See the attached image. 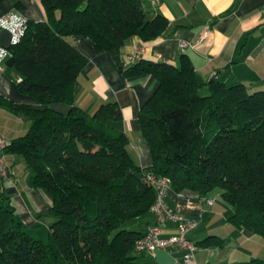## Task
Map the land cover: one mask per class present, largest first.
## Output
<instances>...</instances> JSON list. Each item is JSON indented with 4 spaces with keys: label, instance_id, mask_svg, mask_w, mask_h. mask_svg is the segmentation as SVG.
I'll return each instance as SVG.
<instances>
[{
    "label": "trees",
    "instance_id": "trees-1",
    "mask_svg": "<svg viewBox=\"0 0 264 264\" xmlns=\"http://www.w3.org/2000/svg\"><path fill=\"white\" fill-rule=\"evenodd\" d=\"M40 2L44 20H28L22 40L10 47L21 77L18 90L38 105L1 96L0 105L31 121L5 151L21 156L29 185L51 201L41 216L53 221L46 240L32 237L0 179V264H144L135 242L155 199L147 171L170 177L177 190L207 195L219 189L233 209L228 221L264 238V89L205 80L185 53L177 65L149 60L128 65L125 75L150 73L157 80L138 114L152 157L141 168L118 126L122 114L116 102H103L92 113L74 103V84L87 59L70 37L90 38L96 51L109 52L122 68L125 40L155 39L167 19H148L140 0ZM54 103L70 108L62 113Z\"/></svg>",
    "mask_w": 264,
    "mask_h": 264
},
{
    "label": "crops",
    "instance_id": "crops-1",
    "mask_svg": "<svg viewBox=\"0 0 264 264\" xmlns=\"http://www.w3.org/2000/svg\"><path fill=\"white\" fill-rule=\"evenodd\" d=\"M140 2L148 19L161 15L168 24L160 36L150 41L128 37L119 53L122 64L137 48L141 56L135 63L149 60L177 65L179 55L185 53L205 80L215 77L228 85L243 83L253 89H264V0H158L156 5L149 0ZM10 11H19L28 20H44L40 0H0V16ZM70 39L73 47L87 59L74 84V103L92 113L103 102H116L122 114L118 126L128 137L130 156L141 168L149 167L151 151L142 136L138 114L156 89V78L150 73L127 76L123 71L128 66L121 68L109 52L96 51L90 38L72 35ZM181 42H186L187 46L182 48ZM20 78L13 56H7L0 69V96L14 104L38 105L32 96L18 90ZM52 107L62 113L70 108L63 103H54ZM30 123L27 116L0 105V137L9 143L23 136ZM4 158L14 171L13 180L4 181L6 193L16 205L27 230L34 229L51 201L42 191L29 185V171L21 156L5 151ZM206 197L214 201L207 203ZM165 201L184 217L198 220L196 228L188 233V238L198 245L190 264H236L242 260L240 254L236 255L238 240L252 238L255 234L236 229L228 221L233 209L222 199L219 190L200 195L171 185ZM153 223L151 213L143 227L146 229ZM176 234L175 228L168 225L159 237ZM207 237L214 239L200 245ZM217 239L221 242L210 244ZM182 255V250L172 247L144 252L139 260L144 264H183Z\"/></svg>",
    "mask_w": 264,
    "mask_h": 264
},
{
    "label": "built area",
    "instance_id": "built-area-1",
    "mask_svg": "<svg viewBox=\"0 0 264 264\" xmlns=\"http://www.w3.org/2000/svg\"><path fill=\"white\" fill-rule=\"evenodd\" d=\"M149 1L152 5H156L158 2V0ZM262 10H264V6H262ZM27 22L28 19L19 11H10L0 16V31L6 30L10 33V46L0 45V69L4 59L7 56H12L10 47L22 40ZM180 46L184 48L187 43L181 42ZM140 56L141 50L137 48L133 54L126 57L123 65L128 66L134 63L140 59ZM8 145V140L0 137V179L3 181L13 180L14 178V171L8 167L4 158V152ZM145 179L155 193V199L150 207V211L154 216V223L147 226L144 234L136 240V250L138 252H152L157 249L177 247L183 251L182 263L190 264L194 259V253L198 249V245L188 238V233L196 228L198 220L184 217L166 203L165 195L171 187L170 177L147 171ZM205 200L207 203L214 201L213 198L209 197H206ZM168 225L174 227L177 234L168 238L159 237L161 231Z\"/></svg>",
    "mask_w": 264,
    "mask_h": 264
},
{
    "label": "rangeland",
    "instance_id": "rangeland-1",
    "mask_svg": "<svg viewBox=\"0 0 264 264\" xmlns=\"http://www.w3.org/2000/svg\"><path fill=\"white\" fill-rule=\"evenodd\" d=\"M201 94H207L206 90L201 91ZM219 190V189H215ZM53 221L50 216H41L40 224L35 226L34 229H29L28 233L36 239H47L48 225ZM49 223V224H48ZM231 239L233 237H230ZM239 248L236 255H241V261H247L253 258L264 259V238L256 235L252 238H240Z\"/></svg>",
    "mask_w": 264,
    "mask_h": 264
},
{
    "label": "water",
    "instance_id": "water-1",
    "mask_svg": "<svg viewBox=\"0 0 264 264\" xmlns=\"http://www.w3.org/2000/svg\"><path fill=\"white\" fill-rule=\"evenodd\" d=\"M0 45L4 47L10 46V33L6 30L0 31Z\"/></svg>",
    "mask_w": 264,
    "mask_h": 264
}]
</instances>
